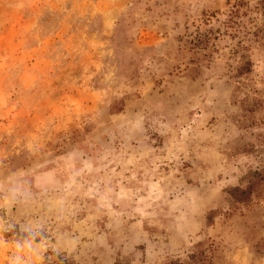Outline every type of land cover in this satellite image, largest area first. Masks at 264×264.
<instances>
[{"label": "rangeland", "instance_id": "rangeland-1", "mask_svg": "<svg viewBox=\"0 0 264 264\" xmlns=\"http://www.w3.org/2000/svg\"><path fill=\"white\" fill-rule=\"evenodd\" d=\"M0 264H264V0H0Z\"/></svg>", "mask_w": 264, "mask_h": 264}]
</instances>
